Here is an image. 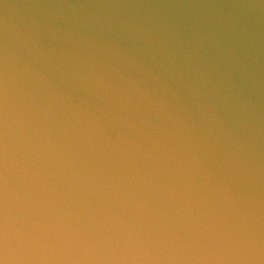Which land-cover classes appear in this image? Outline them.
<instances>
[{"label": "clouds", "instance_id": "obj_1", "mask_svg": "<svg viewBox=\"0 0 264 264\" xmlns=\"http://www.w3.org/2000/svg\"><path fill=\"white\" fill-rule=\"evenodd\" d=\"M0 264H264V89L152 0H0Z\"/></svg>", "mask_w": 264, "mask_h": 264}, {"label": "water", "instance_id": "obj_2", "mask_svg": "<svg viewBox=\"0 0 264 264\" xmlns=\"http://www.w3.org/2000/svg\"><path fill=\"white\" fill-rule=\"evenodd\" d=\"M155 11L205 50L245 87L264 89V9L251 0H152ZM264 4V0H256Z\"/></svg>", "mask_w": 264, "mask_h": 264}]
</instances>
